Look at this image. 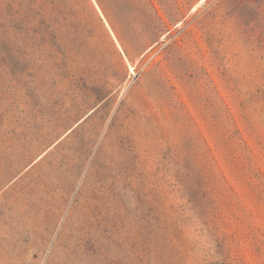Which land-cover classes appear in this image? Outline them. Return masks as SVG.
Segmentation results:
<instances>
[{
    "label": "rangeland",
    "instance_id": "374dc122",
    "mask_svg": "<svg viewBox=\"0 0 264 264\" xmlns=\"http://www.w3.org/2000/svg\"><path fill=\"white\" fill-rule=\"evenodd\" d=\"M0 264H264V0H0Z\"/></svg>",
    "mask_w": 264,
    "mask_h": 264
},
{
    "label": "trees",
    "instance_id": "16d2710c",
    "mask_svg": "<svg viewBox=\"0 0 264 264\" xmlns=\"http://www.w3.org/2000/svg\"><path fill=\"white\" fill-rule=\"evenodd\" d=\"M205 191H206L205 193H207L208 192V189L206 188Z\"/></svg>",
    "mask_w": 264,
    "mask_h": 264
}]
</instances>
